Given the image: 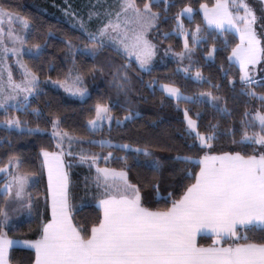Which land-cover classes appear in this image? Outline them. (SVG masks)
Listing matches in <instances>:
<instances>
[{"label": "snow or ice", "instance_id": "snow-or-ice-1", "mask_svg": "<svg viewBox=\"0 0 264 264\" xmlns=\"http://www.w3.org/2000/svg\"><path fill=\"white\" fill-rule=\"evenodd\" d=\"M172 3L173 0H144L142 4L137 0H117L114 8L104 10L106 22H102L92 31L88 30L84 19L76 17L78 29L91 43L78 47L71 39H64L67 55L71 56L75 63L76 51L95 59L105 48H111L116 55L126 61L134 58L139 68L145 70L151 64L157 50V44L148 38V33L153 29L159 31L162 19L174 20L175 27L171 32H160V35L164 38L170 35L182 36L184 50L176 55L190 61L193 47L189 45V36L193 44H199L208 39L209 29L219 30L220 33L235 29L240 42L231 48V54L227 59L239 64L241 93L258 99L264 106V93H258L253 87L264 86V77L257 80L250 75V72H254V66L264 61V46L261 43V37H264V6L259 8L258 16L257 10L246 0H215L211 7L208 4H201L204 28L202 29L200 24H195L194 29L189 30L185 28L181 17L186 16L192 21L197 10L186 4L174 15H165ZM153 5L162 7L163 11L154 10ZM100 15V12L90 11L88 20ZM17 22L24 28L30 27L27 17L0 5V108L6 113V118L0 120V126L9 131L17 130L23 133L26 130L28 134H34L43 130L38 125L36 128L28 127L27 121H22L17 115L8 114L10 108L27 112L31 103L29 97L39 95L40 84L37 72L20 59H17L16 63L22 70L23 79L15 81L7 65L8 54L20 57L26 53L34 59H39L44 51L40 44L24 47L27 41L15 31L14 24ZM9 42L12 47L8 46ZM216 51L217 47L213 44L207 56L213 57ZM109 65L115 66L116 69L113 73L115 87L125 94L130 93L131 63L113 65L109 60ZM188 70V67L183 69L185 73ZM5 72L7 79L4 78ZM68 77L72 80L70 85L68 79L60 82L66 90L85 95L87 89L81 87L82 74L77 70L73 77L70 70ZM195 78L211 84L199 70ZM229 83L235 87L233 81ZM148 86L152 87V84ZM161 87L170 98L175 99L177 107L181 100H185L207 104L217 113L230 114L226 101L221 102L223 98L211 91L200 92L193 97L185 95L175 84H164ZM212 87L219 89L220 86L213 84ZM31 111L37 117L42 115L38 108H32ZM182 111L187 124L186 131L190 136H194L190 147L199 145L210 148L211 141L217 139L218 125L209 123L208 130L201 132L197 120L189 115V109L184 108ZM195 115L199 118L201 113L196 112ZM244 116L251 119L241 121L245 126L241 142H252L264 148V112L259 109L254 112L246 110ZM133 118V114L129 112L124 120L131 121ZM104 120L110 123L115 120L117 126L123 124L122 120L110 114L107 105L97 103L95 118L87 123L92 130H97L98 122ZM49 122L57 151H49L47 148H41L40 151L43 156L42 166L47 169L51 219L43 223L38 239L22 242L28 246L26 250L35 251L34 262L31 264H264V242L211 247H200L195 242L196 233L202 228H212L218 237L237 236L238 226L264 230V151L258 155H246L240 151L222 152L218 155L205 153L201 159L202 167L194 177L195 183L187 186L183 195L172 200L171 206L164 210L145 206L147 193L142 194L141 187L133 184L128 179V172L125 171L128 158L117 157L123 162L124 167L96 168L95 182L98 187L104 188V198L99 201L102 218L91 226L88 234V229H80L73 223L68 201V179L63 160L64 141L68 140L67 154L72 155L70 148L73 137L66 130L60 129L61 120L58 115L54 114ZM256 125L260 131L249 134L247 127ZM88 143L99 144L101 147L131 148L129 144H114L112 140H90ZM0 147H3L2 141ZM134 151L137 154L143 153L144 156H152L147 147H137ZM109 157H112L111 152L103 157L96 154L81 155V162H87L91 167L99 159L107 161ZM174 159L186 161L192 158L178 154ZM23 163L18 155L8 156L7 164L0 167V173L6 176L0 187L3 190L4 201L11 198L17 203V208H14L13 212L18 213L19 210L26 209L30 217L33 199L27 187L33 174L21 171ZM147 166L154 174L160 173L162 168L158 158L148 161ZM151 187L158 194L160 180L154 178ZM18 226L19 222L12 221L8 211L0 207V264H10L8 249L13 244L21 243L9 239L6 231L7 228ZM244 239L247 240L248 237L245 236Z\"/></svg>", "mask_w": 264, "mask_h": 264}, {"label": "trees", "instance_id": "trees-1", "mask_svg": "<svg viewBox=\"0 0 264 264\" xmlns=\"http://www.w3.org/2000/svg\"><path fill=\"white\" fill-rule=\"evenodd\" d=\"M46 0H0L10 10L27 17L30 22L26 37V45L31 47L40 44L44 49L39 59L25 55L24 59L29 68L36 71L39 79V95L30 98V108L24 110L9 109L10 115H17L22 121L28 122V127L36 128L38 125L42 130H49V122L53 115L60 117V129L76 136V142L71 148L72 155L65 156L70 178V205L74 223L80 229H88L102 218V212L97 204L99 199V187L95 182V165L124 167L123 162L117 157H127L128 179L141 187L142 194L147 193L145 206L164 210L171 206L172 200L179 199L186 187L195 182V175L201 165V159L205 153L220 154L222 152L240 151L246 155H258L264 148L252 142H241L245 126L242 120L251 119L245 117L244 112H254L257 109L264 112L261 101L250 98L241 93L242 85L239 82L240 70L238 66L227 59L231 48L237 41L231 32L220 33L215 30L208 31V39L196 46V52L191 70L198 69L201 74L211 81L200 82L190 74L179 70V62L175 59L167 60L163 66H154L148 70H141L138 64L130 59L126 61L123 57L116 55L111 48H105L95 59L75 52V63L71 56L67 55V47L64 39H71L78 47L91 43L86 39L78 27H73L68 20L56 17L42 10L41 6ZM214 0H173L172 6L165 15L172 16L186 4L198 8L202 2H213ZM142 4L144 0H137ZM154 10L163 11L162 7L153 5ZM195 19L189 21L184 18L185 25L189 30L194 29L195 24L204 28V21L199 10L194 12ZM175 27L174 20H161L159 31H150V38L157 43H165L177 50L183 48L181 36L170 35L164 38L160 32H171ZM49 33H52L51 35ZM191 44L192 39L189 36ZM227 41V47H225ZM215 44L217 51L213 57L207 53ZM113 65L125 62L131 63L129 75L132 77V91L125 94L114 85ZM50 65H54L52 68ZM102 69V70H101ZM78 70L83 76V84L89 90L88 96L81 100L74 98L62 90L45 84V80H64L69 78ZM264 77V76H263ZM233 81L235 87L229 83ZM158 82H169L181 88L185 93L195 96L200 92L211 91L214 95L226 101L230 114H221L208 107L207 104H198L192 101L181 100L179 107L175 99L170 98L159 88ZM152 87H149V84ZM218 84L219 89L213 88ZM258 93H264V86L253 85ZM104 103L109 105L110 112L114 118L123 119L129 112L133 114L131 121L124 120L121 126H117L115 120L97 130L88 126V121L95 117V105ZM32 108L40 109L42 115L37 117L31 111ZM188 108L189 114L197 120L198 129L201 132L208 130V124H217V139L211 141V147H190L194 136L186 131V121L183 117V109ZM201 113L196 117L195 113ZM138 113V115H136ZM6 118V113L0 108V120ZM249 134L260 131L258 125L247 127ZM107 138L115 143H129L136 146L147 147L151 150L163 152L159 156L162 168L160 173L154 174L147 162L150 156L143 153H135L134 150L121 149L119 147H101L99 144L88 143L90 140ZM236 143H233V141ZM0 167L7 164L9 155H18L24 163L21 171L38 175V180L32 187L34 216L19 223L17 228H8V233L15 237L37 238L41 227L48 215V203L46 198V180L42 166L41 148L49 151H57L56 140L50 132H35L28 134L27 131L20 133L17 130H6L0 126ZM8 141L11 143L9 144ZM109 152L112 157L107 161L99 159L95 165L89 166L87 162H81V155L91 156L96 154L100 157ZM189 156L190 160H176V155ZM71 162V163H70ZM154 178L160 180L159 193H155L151 187ZM5 176L0 175V186ZM171 194V195H169ZM3 191L0 187V207L5 206L6 201L2 199ZM247 236L248 239H244ZM247 242H264V230L244 228L238 226L237 236H225L222 243L225 245ZM213 243V236L201 235L198 238L200 246H208ZM9 259L12 264H31L34 260L32 250L14 247L11 249Z\"/></svg>", "mask_w": 264, "mask_h": 264}, {"label": "rangeland", "instance_id": "rangeland-1", "mask_svg": "<svg viewBox=\"0 0 264 264\" xmlns=\"http://www.w3.org/2000/svg\"><path fill=\"white\" fill-rule=\"evenodd\" d=\"M246 2L251 4L252 7L257 10V15L259 16V8L261 6H263V3L260 0H246ZM214 3H215V0L213 2H211V3L202 2L201 4H208L209 7H211ZM116 4H117V0H46L45 4L42 5L41 8H42V10H44L47 13H50V14L56 16V17H61L63 19L68 20L71 24L77 25V27H78V23H77L76 17L82 18V19H84L87 22L86 26H87L88 30L92 31V30H95L97 27H99L102 22H106V17L103 15L104 10L105 9L114 8L116 6ZM200 5H199L198 8H195L193 6L192 7L195 10H199V12L201 13V15L203 17V12H202V10H200ZM93 6H95V7H93ZM90 11L100 12L101 15L99 17L93 16V18L89 21L88 20V13ZM73 14H75V16ZM184 18H187V17L186 16H182L181 17V19L183 20L184 25H185ZM14 28H15V31L17 32L18 35L23 36L26 39L28 31H29V27L28 28H24L19 22H17V23L14 24ZM185 28L188 29L186 27V25H185ZM210 30H214V29H210ZM215 31L219 32V30H215ZM228 32L233 33L235 35V37L237 38V41L234 44V46H235L236 44H238L240 42L239 34L235 31V29H231ZM258 32H259V29H258ZM149 34H150V32L148 33V38L151 40ZM181 39H182V43H183V37L182 36H181ZM152 42L157 44L156 55L153 58L151 64L148 65L145 70H148V69H150V68H152L154 66H163V65H165L167 63L166 62L167 60L175 59V60H177L179 62V70L183 71V69L185 67H188V69H189L188 72L187 73H185L184 71L183 72L185 74H190L193 78H195V74L198 71V69H195V70H191V69H192V67L194 65L193 62H194V57H195V52H196V46H198L200 43L199 44H193V43L191 44V41H190V38H189V45L191 47H193L192 59L190 61L187 58L181 59V58H179L176 55V53L182 52L184 50L183 48L181 50H177V49H175L173 46H171L169 44L157 43V42H154V41H152ZM261 43H262V46H264V37H261ZM8 46L12 47V44L9 42ZM24 47L25 48H29L26 44L24 45ZM168 48H170L171 51L166 52L165 49H168ZM230 54H231V51H230ZM25 55H26V53L21 55L20 57H17L15 55L11 54V53L8 54L7 65L12 71L13 79L15 81H17V82L22 80L23 77H22V74H21L22 70L19 68V65L16 63V61H17V59H20L21 61H23L27 65L26 60L24 59ZM131 59L134 60V58H131ZM232 62H234L239 68V64L237 62H235V61H232ZM249 67L253 68V66H249ZM239 70H240V68H239ZM75 75H76V73L72 74L73 77ZM250 75H253L254 78L257 79V80H259L261 77H263L264 76V61H261V63H259L256 66H254V72H250ZM4 78L7 79V73L6 72L4 74ZM67 79H68V83L70 85L72 83V80L70 78H67ZM64 80L47 79V80H45V84L53 86V87H55V88H57L59 90H62L66 94H68V95H70V96H72L74 98H77V99L83 100V99H85L88 96L89 90L87 89V87L84 84H82L81 87L86 88L87 92H86L85 95L81 96L79 94H74V93L68 92L66 90V88L63 86V84L60 83L61 81H64ZM164 84H172V83H169V82H158L159 88L162 89L161 86L164 85ZM175 86H177V85H175ZM177 87H179V86H177ZM181 91L185 95L191 96V95L185 93L183 90H181ZM164 93L166 95H168L166 92H164ZM102 104H104V103H102ZM105 105H107L109 107L108 104H105ZM110 114H111V112H110ZM94 118H92V119H94ZM192 118L195 119L194 117H192ZM120 120H122L124 122V118L120 119ZM98 124H99V128H101L104 125H106V124L109 125L111 123L109 121H107V120H104V121H99ZM89 128H90V126H89ZM186 128H187V124H186ZM42 132H50L51 133L52 132V126H51V128L49 130H43ZM71 136L73 137V140H72V143H71V148H73L77 138L74 135H71ZM99 140H102V139H98L97 141H99ZM103 140H109V139L104 138ZM113 143L114 144H129V143H115V142H113ZM129 145H131V148H129V150H134L137 147H141V146H136V145H132V144H129ZM64 148H65V155L64 156H70V155L67 154V152L69 151V144H68V140L67 139L64 141ZM71 148H70V151H71ZM149 151L152 153V156H150V159H148V160H152L153 158H158L159 159V156L163 155V152H161V151L151 150V149H149ZM97 167L120 169V168L113 167V166H108V165H103V166L95 165V169ZM9 170L11 171V168H9ZM125 171H127V170L125 169ZM1 174H3V173H0V175ZM31 174H33V173H31ZM5 179H6V176H5ZM5 179H4V181H5ZM37 180H38V175L37 174H33V175L30 176V178H29V186L27 187V191L28 192H30V193H31V191L33 192L32 187L35 185ZM3 183H2V185H3ZM99 188L100 189H99V194L98 195L100 197L104 196L103 195L104 188L103 187H99ZM1 190H2V187H1ZM33 194H34V192H33ZM35 197L36 196L34 194V200H35ZM14 208H17V203L14 200H12L11 198H9L6 201V203H5L4 210L8 211L9 216H10L12 221H18L20 223V222H22L24 220H27V219H30V218H32L34 216L33 203H32V211H31V216L30 217L28 216V212H27L26 209H21V210H19L18 213H16V212H13Z\"/></svg>", "mask_w": 264, "mask_h": 264}, {"label": "crops", "instance_id": "crops-1", "mask_svg": "<svg viewBox=\"0 0 264 264\" xmlns=\"http://www.w3.org/2000/svg\"><path fill=\"white\" fill-rule=\"evenodd\" d=\"M30 97H32V96H30ZM30 97H29V99H30ZM2 109V108H1ZM211 155H213V154H211ZM216 155H218V154H216ZM41 157H42V160H43V156H42V154H41ZM63 160H64V169H65V172L67 173V179H68V184H67V193H68V201H69V205H70V178H69V170H68V166H67V161H66V157L65 156H63ZM202 167V164L200 165V168ZM200 168H199V170H198V172H197V174L199 173V171H200ZM43 170H44V175H45V180H46V186H45V189H46V198H47V203H48V215H47V218H45L44 219V221H43V223H46L48 220H50L51 219V195H50V193H49V191H48V176H47V169L46 168H44L43 167ZM195 183V182H194ZM104 198V196H99V199H98V201H97V204H98V206L100 207V205H99V201L101 200V199H103ZM70 209H71V205H70ZM100 209H101V207H100ZM101 212H102V209H101ZM71 214H72V209H71ZM72 221H73V218H72ZM73 223H74V221H73ZM75 224V223H74ZM43 225V224H42ZM76 225V224H75ZM77 226V225H76ZM78 227V226H77ZM79 228V227H78ZM41 230H42V227H41ZM7 231V236H8V238L9 239H12V240H14V241H20L21 243H17V244H13L9 249H8V259H9V254H10V251H11V249L12 248H14V247H20V248H25V249H27L28 248V246L27 245H24L22 242L23 241H31V240H36V239H38L39 238V236H40V234H41V231H40V234H39V236L37 237V238H21V237H15V236H12V235H10L9 233H8V230H6ZM201 235H211V236H213V243L211 244V245H208V246H200L199 244H198V238H199V236H201ZM226 235H221V236H217L216 234H215V232L213 231V229L212 228H202L201 230H199L197 233H196V236H195V242H196V244H197V246H200V247H211V246H213V245H216V246H227V245H225V244H223L222 243V238L223 237H225ZM32 251H33V253H34V258H35V251H34V249H32ZM9 261H10V259H9ZM33 262H34V260H33ZM10 264H12L11 262H10Z\"/></svg>", "mask_w": 264, "mask_h": 264}, {"label": "water", "instance_id": "water-1", "mask_svg": "<svg viewBox=\"0 0 264 264\" xmlns=\"http://www.w3.org/2000/svg\"><path fill=\"white\" fill-rule=\"evenodd\" d=\"M262 2V0H260ZM263 6H264V3H263Z\"/></svg>", "mask_w": 264, "mask_h": 264}]
</instances>
